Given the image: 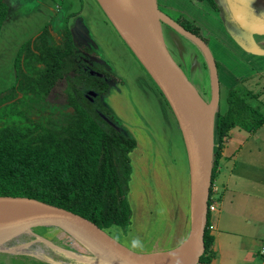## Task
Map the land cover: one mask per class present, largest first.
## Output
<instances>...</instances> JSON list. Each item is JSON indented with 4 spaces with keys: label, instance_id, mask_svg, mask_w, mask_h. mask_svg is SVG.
<instances>
[{
    "label": "rangeland",
    "instance_id": "374dc122",
    "mask_svg": "<svg viewBox=\"0 0 264 264\" xmlns=\"http://www.w3.org/2000/svg\"><path fill=\"white\" fill-rule=\"evenodd\" d=\"M6 2L9 3V15L12 14L10 17L17 16L15 20L12 18L8 21L7 18L0 30V92L16 81L17 56L27 41L34 38L33 34L47 29L46 25L52 28V24L56 31L63 30L66 26L72 28V20L68 17L74 13L84 14V19L79 15L75 19L73 35L82 40L96 38L99 53L110 61L113 66L110 70L117 78L112 82L114 86L107 99L108 104L116 123L137 140V146L130 155L131 174L127 193L132 207L131 223L125 230L110 231L116 238L139 251L157 252L174 248L187 236L189 166L177 120L154 80L120 36L98 0H89L91 6H87L89 8L86 10L83 9V3L88 0ZM174 2L182 5L178 3L179 0ZM115 4L120 9L131 10L129 0H115ZM158 4L160 10L171 19L176 21L183 15L188 16L199 22L204 36L208 37L210 33L217 35L212 38L217 39L215 46L210 38L207 43L215 62H220L217 69L219 102L215 112L216 121L219 113L227 111L226 98L230 89L264 114V55H256L241 46L254 42L253 46L264 49V35L253 34L251 40V31L247 28L250 21L237 24L232 13H223L221 7L219 11L205 2L203 5L186 3L179 7L166 3V0H158ZM243 9L251 21L256 22L254 19L258 17L264 18V0H250V4H246ZM101 18L112 25V29H115L126 44V49L118 46L116 34L108 32L106 21L102 24L98 20ZM197 21L195 22L198 23ZM162 28L166 44L179 67L201 96L210 102L212 79L203 51L168 23L163 22ZM111 32L115 33L114 30ZM53 104L57 106L56 103ZM43 111L38 110L35 118L43 121ZM253 140L264 142V127L255 134ZM226 141L227 138L223 147ZM217 149L216 135L214 155ZM224 150L225 148L222 149L223 156ZM244 166L248 170L230 181L224 194L223 190L218 191L217 186L221 183V167L213 184L214 199H221L217 202V211L211 215V222L219 227L213 232L218 235L222 264H262L264 261V255L261 254L264 250V154L262 159L255 154L253 160L250 159ZM242 176L244 177L240 179ZM37 233L55 245L60 244L59 246L68 247L80 255L96 258L90 250L70 239L61 230L44 228ZM26 242L30 244V250L44 245L36 242L34 233L25 230L12 240L11 246L26 245L25 248H28ZM244 251H250L254 255L251 260L244 257ZM54 258L69 264H87L60 253L54 254ZM0 264L51 263L30 253L17 251L0 252Z\"/></svg>",
    "mask_w": 264,
    "mask_h": 264
},
{
    "label": "trees",
    "instance_id": "16d2710c",
    "mask_svg": "<svg viewBox=\"0 0 264 264\" xmlns=\"http://www.w3.org/2000/svg\"><path fill=\"white\" fill-rule=\"evenodd\" d=\"M192 1L220 9L217 0ZM7 13V4L0 0V29ZM176 22L209 43L195 21L183 15ZM16 60V81L0 92V195L34 198L73 211L106 230H125L132 216L127 193L130 155L137 140L113 126L108 112L85 96L90 89L100 90V79L78 73L71 40L57 43L48 28L29 39ZM219 64L216 61L217 69ZM62 79L67 104L74 111L56 115L44 110L43 121L36 119L39 107L56 103ZM226 101L227 111L216 121L218 149L209 206L230 130L238 125L255 131L264 124L262 112L233 89ZM214 240L209 210L205 251L198 264H210L216 257Z\"/></svg>",
    "mask_w": 264,
    "mask_h": 264
},
{
    "label": "water",
    "instance_id": "95a60500",
    "mask_svg": "<svg viewBox=\"0 0 264 264\" xmlns=\"http://www.w3.org/2000/svg\"><path fill=\"white\" fill-rule=\"evenodd\" d=\"M98 1L112 19L120 36L160 89L177 120L184 140L189 166L190 225L188 234L174 248L157 252L139 251L130 247L123 240L116 238L110 230L99 227L73 211L34 198L0 195V241L4 242V248H0V252L21 251L29 253L21 248L26 247L24 245L11 246L12 240L17 237L13 233L20 231L22 234L25 230H29L39 236L37 231L47 228L61 230L70 239L81 243L83 246L86 243L100 246L114 260L115 264H198L205 251L204 233L208 221V201L213 174L215 112L219 102L216 62L208 44L166 16L160 10L158 0H129L131 10L118 8L113 0L109 1L114 4L115 9L106 0ZM228 3L229 11L237 24L250 21L247 28L251 31L249 34L251 40L253 34L264 35V21H251L230 0ZM142 14L147 30L139 42H134L135 38L130 39L131 36L122 31L124 29L120 27L118 21H125L126 28H130L129 34L136 36L135 24L138 20L140 21ZM163 22L172 27L176 24L179 30L174 28L194 41L206 56L212 79V99L210 102L201 96L170 52L163 33ZM253 43L251 42L252 47L250 48L251 45L240 44L251 53L264 55V49L256 48ZM194 96L202 104L203 112H199L201 119L204 115L205 129H203V124L198 121L196 110L193 109L191 97ZM111 124L116 126L112 122ZM53 244L55 245V243ZM59 245L54 248L62 249L65 252L72 251L68 247ZM49 247L52 248L50 245ZM92 253L95 255L94 252ZM34 257L46 261L40 256ZM58 260L60 259H55V261Z\"/></svg>",
    "mask_w": 264,
    "mask_h": 264
},
{
    "label": "flooded vegetation",
    "instance_id": "af4514ba",
    "mask_svg": "<svg viewBox=\"0 0 264 264\" xmlns=\"http://www.w3.org/2000/svg\"><path fill=\"white\" fill-rule=\"evenodd\" d=\"M5 3L7 4V0H4ZM90 2H84L83 3V9L86 10L91 6L89 4ZM8 10H9V3L7 4ZM12 14L9 15V11L6 15V18L4 19L2 26L4 25L6 19H16L17 15H13L10 17ZM79 13H74L72 16L68 17V19L72 20V28H67V26L60 31L55 30V26L52 24V28L49 25H46V27L50 31V35L52 39L54 38L57 43H64L66 40H71V43L73 45L74 49V64H75V69L78 71V73H87L93 76H96L100 79L101 81V86L100 90L94 91L93 89H90L87 91L85 96L91 101L94 102V104L97 105V107H100L102 109H105L106 112H108V117L111 118L110 120L113 121V123L118 127L119 124L116 123L115 117L113 116V112L111 110L110 105L108 104V97L113 89L114 84L112 82H115L117 78L115 77L116 75L113 74L110 70V68L113 66L110 65V61L104 59V57L99 53V47L93 39L94 37H88V39L82 40L78 37H75L73 35V32H75L74 29V21L78 17ZM72 17V18H71ZM79 17H82L83 19L84 14H80ZM89 20V19H88ZM102 24H104L105 19H98ZM56 21V19H54ZM107 27H108V32H110V23L107 22ZM1 26V28H2ZM85 29L88 30L87 27ZM1 30V29H0ZM41 30H39L36 34H33L32 37H35ZM89 31V30H88ZM69 35V36H68ZM59 36V37H58ZM49 42H52L51 39L49 38ZM73 74V72H71ZM60 84V89L56 91V97L54 98L57 106H55L53 103L52 104H45L44 106H41L39 108L46 110L47 112H53L56 115H62L65 113L73 112L74 109L72 106L67 104V93L65 90L66 83L62 79L59 81ZM40 109V110H41ZM56 110V111H55ZM44 112V111H43ZM44 117V116H43ZM121 131L125 132L126 131L121 128L120 126L118 127Z\"/></svg>",
    "mask_w": 264,
    "mask_h": 264
},
{
    "label": "crops",
    "instance_id": "0c3cea01",
    "mask_svg": "<svg viewBox=\"0 0 264 264\" xmlns=\"http://www.w3.org/2000/svg\"><path fill=\"white\" fill-rule=\"evenodd\" d=\"M87 1V0H86ZM174 1L176 0H166V3L168 4H176L175 6H179L181 7L182 5H185L186 3L195 5L196 3H201L202 5L204 4V2H193L192 0H179L177 4ZM228 1L229 0H217V3L219 6H221V12L229 14V6H228ZM232 2V4L241 12L244 13V6L246 4H250V0H230ZM89 2V0H88ZM207 3V2H205ZM188 4V5H189ZM209 4V3H207ZM185 14V13H184ZM246 17L248 15L244 14ZM185 16V15H184ZM196 16V15H195ZM193 17L194 19H196V17ZM188 17V16H186ZM254 20H258V21H264V18L258 17ZM197 21V20H195ZM198 22V21H197ZM199 24V22H198ZM110 25V30H114L115 33L111 32L113 35H115L117 37L118 40V46L120 48L124 47V45H126L122 39L118 36V34L116 33L115 29H112V25ZM200 25V24H199ZM222 27H224V25H222ZM226 28V27H225ZM224 29V28H223ZM210 31V30H209ZM226 31V29H225ZM217 33V32H216ZM213 36H216V34H211L210 36H208L210 38V41L213 40V45H216V40L215 37L214 39ZM221 43V42H220ZM219 43V44H220ZM124 49H126L124 47ZM263 114V113H262ZM264 115V114H263ZM262 128L264 127V124L261 126ZM261 127L256 128L255 131L252 130H248L245 127L242 126H235L233 127L230 132H229V136L227 137V141L225 143V146L223 148H225L224 150V156L222 158V166H221V171H222V175H221V183L218 186V191L224 194L225 190H227L230 186V181H232L233 179L238 178L242 173L246 172L248 170V168H245L244 165L248 164L250 159L253 160V156L256 154L258 157H260L262 159V155L264 154V142L262 141V143L256 142V141H252V139L254 138L255 134L257 132H260ZM252 142V143H251ZM223 154V152H222ZM244 176H242L240 179H242ZM215 190H217V187L215 188ZM222 194V196H223ZM222 198V197H221ZM221 199H214V195L212 196V203L210 206H212V209H210L211 215L214 213V211H217V202L220 201ZM189 207V206H188ZM189 225H190V209H189V213H188V231H189ZM211 230L212 233L214 234L213 230H218V226H216L215 224H213L211 222ZM226 230V229H225ZM215 236V240H214V244H213V248L216 251V257L212 260L211 264H222V260L220 258V254H221V250L220 247L218 245V235L214 234ZM184 238H182L183 240ZM181 240V241H182ZM179 241L178 244L181 242ZM245 255L244 257L248 260H251V257H253L254 255L251 254L250 251H244ZM261 254L264 255V250H262ZM264 264V261L263 263Z\"/></svg>",
    "mask_w": 264,
    "mask_h": 264
},
{
    "label": "bare ground",
    "instance_id": "6f19581e",
    "mask_svg": "<svg viewBox=\"0 0 264 264\" xmlns=\"http://www.w3.org/2000/svg\"><path fill=\"white\" fill-rule=\"evenodd\" d=\"M107 1L110 3L111 6L114 7V4L112 2H110L109 0H106V2ZM114 2H115V0H114ZM138 5H139V2H138ZM114 9H115V7H114ZM129 9H131V8H129ZM219 11H220V9H219ZM144 20H145V18H144L143 14H142V16H140V21L138 20L136 22V24H135V28H136V34L135 35L136 36H133V35L129 34L130 33L129 32L130 28H126V22L125 21L119 20L118 22L120 24V27L122 29H124L122 31L125 34H128V35L131 36L130 39L132 38V40H133V38H135L134 42H139V40L143 37V35L145 33V30H147V25H145ZM174 27L177 28V25L175 24ZM194 97H191L193 109L196 110V116L198 118V121L201 124H203V129H205V118H204V115H203V118L201 119V113H200L201 111L203 112L202 107H201L202 104L196 98V96H194ZM16 232H19V233H16ZM16 232L13 233V234H15V236H18L19 234H21L20 231H16ZM36 242H42V243H44V245L42 247L38 246L36 249L29 250L30 248L28 246H30V244L28 242H26L25 244H27V247L29 249L28 248L25 249V247H21V248L24 249L25 251L31 253L34 256H40V257H42L43 259H45L46 261H49L52 264H69V263H66L63 260L55 261L54 254H56V253H60L63 256H67L68 258H71V259H76L77 261H80L81 263H87V264H115L114 260L111 259V257L109 255H107L104 252V250L100 246H98V245H93V244H90V243H86V245H84L86 249H88V250H90V251H92V252L95 253L96 258L93 259L92 257H86L84 255H80L77 252H73V251H66L65 252L62 249L54 248V247H57V246L54 245L48 239L43 238V237H40L38 235H36ZM3 244H4V242L3 241H0V248H4V245ZM49 245L52 246V248L49 247ZM65 254H67V255H65Z\"/></svg>",
    "mask_w": 264,
    "mask_h": 264
},
{
    "label": "built area",
    "instance_id": "2783aa9c",
    "mask_svg": "<svg viewBox=\"0 0 264 264\" xmlns=\"http://www.w3.org/2000/svg\"><path fill=\"white\" fill-rule=\"evenodd\" d=\"M210 209H212V206H209V210H210ZM211 228H212V226H211Z\"/></svg>",
    "mask_w": 264,
    "mask_h": 264
}]
</instances>
